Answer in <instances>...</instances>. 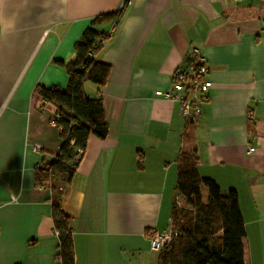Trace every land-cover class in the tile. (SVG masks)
<instances>
[{
	"label": "crops",
	"instance_id": "crops-1",
	"mask_svg": "<svg viewBox=\"0 0 264 264\" xmlns=\"http://www.w3.org/2000/svg\"><path fill=\"white\" fill-rule=\"evenodd\" d=\"M124 0H0V264H60L51 190L35 171L63 142L58 107L36 92L68 85L63 64L94 19ZM97 59L107 83L85 84L101 97L109 128L77 158L62 206L72 217L76 264H159L152 230L171 226L178 194L177 157L198 151V172L238 194L245 223L264 237V0H129ZM197 46L212 82L198 117L159 95ZM38 148H35V147ZM255 151L248 153V148Z\"/></svg>",
	"mask_w": 264,
	"mask_h": 264
},
{
	"label": "trees",
	"instance_id": "trees-1",
	"mask_svg": "<svg viewBox=\"0 0 264 264\" xmlns=\"http://www.w3.org/2000/svg\"><path fill=\"white\" fill-rule=\"evenodd\" d=\"M129 0L114 13L97 16L75 44L76 57L63 64L69 80L66 88L37 86L41 98L58 107L56 124L63 142L55 160L47 168L35 171L38 187L51 190V208L55 231L59 237L57 259L60 264H76L69 213L62 206L65 190L52 184L57 176H65L68 184L77 167L79 151H84L91 136L104 139L109 128L103 101L89 98L85 84L101 88L107 83L111 66L97 59L112 33L100 32L97 26L118 23ZM198 151L182 149L177 157L178 194L184 205H173L172 241L160 252L159 264H245V223L238 194L234 189L224 193L218 183L198 172Z\"/></svg>",
	"mask_w": 264,
	"mask_h": 264
},
{
	"label": "built area",
	"instance_id": "built-area-1",
	"mask_svg": "<svg viewBox=\"0 0 264 264\" xmlns=\"http://www.w3.org/2000/svg\"><path fill=\"white\" fill-rule=\"evenodd\" d=\"M111 34V33H109ZM106 40H102L101 44L105 45ZM188 65L186 68H178L173 72L171 80V88L159 91L158 94L171 101H178L181 106V113L185 119L198 117L201 113V104L209 99V90L212 82L209 79V68L206 59L201 53L199 47H191L187 53ZM46 103V101L44 100ZM53 125L56 120L52 121ZM35 148H38L37 146ZM255 148L249 147L248 153H253ZM82 151H79V157ZM180 206L179 201H175ZM172 221V219H171ZM175 232L171 226L162 232L155 229L150 232L149 246L154 252H160L168 245Z\"/></svg>",
	"mask_w": 264,
	"mask_h": 264
},
{
	"label": "rangeland",
	"instance_id": "rangeland-1",
	"mask_svg": "<svg viewBox=\"0 0 264 264\" xmlns=\"http://www.w3.org/2000/svg\"><path fill=\"white\" fill-rule=\"evenodd\" d=\"M185 202L181 205H184ZM249 236L247 235V242L245 244L247 262L248 264H264V237L257 236V233L254 235V232L251 230L252 227H249Z\"/></svg>",
	"mask_w": 264,
	"mask_h": 264
}]
</instances>
